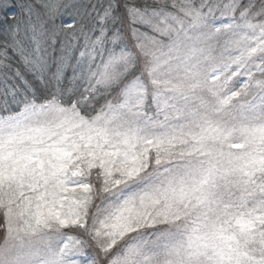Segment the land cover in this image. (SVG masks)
<instances>
[{"label":"rangeland","instance_id":"374dc122","mask_svg":"<svg viewBox=\"0 0 264 264\" xmlns=\"http://www.w3.org/2000/svg\"><path fill=\"white\" fill-rule=\"evenodd\" d=\"M151 1L104 110L0 116V264H264V20Z\"/></svg>","mask_w":264,"mask_h":264},{"label":"trees","instance_id":"16d2710c","mask_svg":"<svg viewBox=\"0 0 264 264\" xmlns=\"http://www.w3.org/2000/svg\"><path fill=\"white\" fill-rule=\"evenodd\" d=\"M3 1L9 6L0 5V116L45 102L73 106L85 117L99 113L119 98L143 61L129 33L136 24L124 13H174L173 6L151 0H57L50 8L38 0ZM228 2L235 16L264 20V0ZM28 4L32 10L25 13ZM128 50L136 63L107 80L115 71L111 59Z\"/></svg>","mask_w":264,"mask_h":264}]
</instances>
